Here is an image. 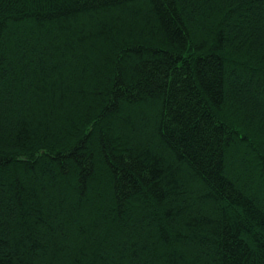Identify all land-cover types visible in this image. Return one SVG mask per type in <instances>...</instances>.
<instances>
[{
  "label": "trees",
  "instance_id": "16d2710c",
  "mask_svg": "<svg viewBox=\"0 0 264 264\" xmlns=\"http://www.w3.org/2000/svg\"><path fill=\"white\" fill-rule=\"evenodd\" d=\"M0 264H264V0H0Z\"/></svg>",
  "mask_w": 264,
  "mask_h": 264
}]
</instances>
